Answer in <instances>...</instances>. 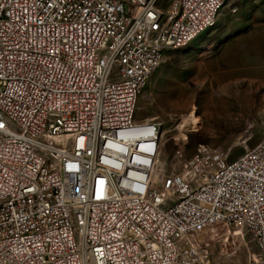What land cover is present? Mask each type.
I'll return each instance as SVG.
<instances>
[{
  "label": "built area",
  "instance_id": "obj_1",
  "mask_svg": "<svg viewBox=\"0 0 264 264\" xmlns=\"http://www.w3.org/2000/svg\"><path fill=\"white\" fill-rule=\"evenodd\" d=\"M214 5L0 0V264H215L235 231L264 264V120L233 160L210 148L165 169L164 122L135 118L143 78L173 40L217 19ZM189 11L195 22L173 29Z\"/></svg>",
  "mask_w": 264,
  "mask_h": 264
},
{
  "label": "rangeland",
  "instance_id": "obj_2",
  "mask_svg": "<svg viewBox=\"0 0 264 264\" xmlns=\"http://www.w3.org/2000/svg\"><path fill=\"white\" fill-rule=\"evenodd\" d=\"M217 16L191 42L165 51L139 94L135 118L165 124L158 158L165 169H178L201 146L233 160L256 141L250 129L264 115V0H225ZM252 250L235 231L212 256L215 264H251Z\"/></svg>",
  "mask_w": 264,
  "mask_h": 264
},
{
  "label": "bare ground",
  "instance_id": "obj_3",
  "mask_svg": "<svg viewBox=\"0 0 264 264\" xmlns=\"http://www.w3.org/2000/svg\"><path fill=\"white\" fill-rule=\"evenodd\" d=\"M225 0H218V5H214V16L218 15V12L223 7ZM131 14L133 17H141V5H131ZM197 18V11H189L178 12L173 18V29H183L186 23H194ZM216 22V19H204L202 20V27L197 28L195 33H189L181 40H173L169 46L165 48V51L170 49H177L185 46L189 42H191L194 38H196L199 34H201L204 30L212 27ZM136 52L147 53L148 52V44H137ZM148 78H143L142 87L145 85ZM119 99H126V92H119ZM56 94H46V102H55ZM46 114H59V107H46ZM190 115H187L181 122L183 126H186L190 123ZM264 120V115L263 119ZM143 125H150V119H143ZM50 128V120H42L41 121V130L42 132H49ZM164 132V130H163ZM120 133L128 134V124L120 123ZM139 127H131V135H138ZM72 142V134H64V143ZM197 152H210V150L206 147L201 146L198 148ZM264 155V148H263ZM159 158V157H158ZM59 174H69V166H59ZM238 232V231H236ZM237 237V236H236ZM228 239V236L226 237ZM226 245V243H225Z\"/></svg>",
  "mask_w": 264,
  "mask_h": 264
}]
</instances>
